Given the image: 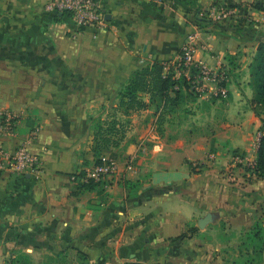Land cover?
Returning <instances> with one entry per match:
<instances>
[{
    "label": "crops",
    "instance_id": "0c3cea01",
    "mask_svg": "<svg viewBox=\"0 0 264 264\" xmlns=\"http://www.w3.org/2000/svg\"><path fill=\"white\" fill-rule=\"evenodd\" d=\"M53 1L0 0V111L19 115L16 136L3 143L14 147L37 129L29 147L43 165L39 174H0V264H20V253L46 264L48 254L65 249L84 253L86 264H237L222 233L264 223V179L250 172L246 181L225 184L215 167H203L211 149H220L209 147L215 141L256 159L262 118L251 103L249 65L260 36L233 25L255 20L263 28L264 11L254 6L264 0H98L105 25L79 32L49 8ZM204 11L214 20L202 18ZM191 39L195 62L229 75L241 70L245 82L225 83L224 98L189 101L184 92L197 115L168 114L162 128L176 129L167 135L155 132L153 107L129 118L119 113L131 122L123 154L135 155L142 169L131 193L116 179L88 188L71 181L94 165L90 128L98 102L140 67L175 59ZM215 109L221 118L211 116ZM211 124L208 136L202 125ZM189 125L197 130L185 133ZM125 174L138 172L118 177Z\"/></svg>",
    "mask_w": 264,
    "mask_h": 264
},
{
    "label": "trees",
    "instance_id": "16d2710c",
    "mask_svg": "<svg viewBox=\"0 0 264 264\" xmlns=\"http://www.w3.org/2000/svg\"><path fill=\"white\" fill-rule=\"evenodd\" d=\"M255 8L260 11H264V6L259 3H255ZM56 12V11H55ZM200 10L196 11L198 17ZM207 12V11H206ZM57 16L62 15L71 19L67 12H56ZM203 18V17H202ZM206 20V19H205ZM236 27L237 32L244 35L256 37L248 34L246 26L242 23L233 25ZM259 37V36H258ZM182 49L179 51L181 54ZM172 60L160 61L155 60L150 64L144 65L137 69L125 84L118 91L119 103L117 110L120 114L129 118V116L136 111L145 110L153 107L157 113V122L159 125V133H162V125L168 114H172L177 111V108L184 101L185 93L193 94L190 90L189 80L186 76L181 75L179 78L176 77L175 71L171 68L165 71V65ZM229 63L232 66H236L234 58H229ZM250 68V82L249 84L253 88V98L251 103L257 116L261 117L263 125L260 127L261 135L259 138V144L256 151V159L249 168L251 175L257 178L264 179V40L259 39V44L255 55L249 65ZM227 74L228 70L226 69ZM192 75H195L197 68L191 69ZM229 72H232L229 69ZM225 82H223V85ZM148 98V99H146ZM258 108L262 109L259 111ZM130 120H122L118 114H113L111 118L105 119L103 123L97 124L94 131L92 142L90 147L95 156L94 165L102 164L104 157V150L110 148L120 147L123 140L125 139L129 130ZM235 155L239 154L238 150H234ZM243 156V154H239ZM85 170L77 174V180L74 182L79 187L88 188L92 186H103L104 182L96 181H82V176ZM130 183L129 188L135 186L133 179H127ZM133 182V183H132ZM132 183V184H131ZM197 229L192 227L189 229L190 232H195ZM248 243L252 246V252H256L261 255L264 252V223L257 221L254 227L246 232ZM186 233L181 235L179 238H185ZM244 244V241H242ZM80 255L87 260L84 253L79 252ZM17 261L20 264H34L31 256L27 253H20L16 256ZM51 259V257H50ZM46 264H50L46 262ZM86 264V263H81Z\"/></svg>",
    "mask_w": 264,
    "mask_h": 264
},
{
    "label": "rangeland",
    "instance_id": "374dc122",
    "mask_svg": "<svg viewBox=\"0 0 264 264\" xmlns=\"http://www.w3.org/2000/svg\"><path fill=\"white\" fill-rule=\"evenodd\" d=\"M209 15H210V13L204 11L202 17L206 20H210V19L214 20L213 18H210ZM261 20H263V19H261ZM216 21H218V19ZM253 22H255V20L254 21L249 20L246 23V25L248 27L246 32L250 35L260 36L261 39L264 40V30H262V29H264V27L263 28H255L256 26L253 25ZM218 70L219 69H214L215 74L212 75L213 77H208V79L205 81V84H204L202 91H192L191 90L193 94L191 97L188 98L189 101L193 100V96H194V99H196V98L198 99L199 97H202L205 94H208L209 99L222 98L226 94V92L222 91V89L225 88L223 86V82H225L227 84V83L233 82V81L237 82L238 79L240 81L245 82V73L242 72L241 70L236 71L234 73L231 72L230 75L227 74V76L224 79L222 78V80L218 79V77H215ZM224 71L227 73L226 68L224 69ZM104 96H105L104 102L103 103L98 102V105H99L98 113L91 119L92 120V124H91V128H90L91 132H92L91 139H90L91 143H93L92 137H93V134H94V131L96 129L97 124L103 123V121L105 119L111 118L113 114H118V116H119V112L117 110V107L115 106V104L118 106V103H119L118 93L111 94V95H104ZM188 100L183 101L181 103V105L177 108V111L174 112L173 114H171V117H173L174 119H176V118L188 119V117H190V115H193V113H194L193 116L197 115V110L196 109L194 110V107H195L194 105L187 106V105H189ZM258 110L262 111V109H260V108H258ZM211 116L215 119L221 118V116H222L221 109H215L212 112ZM263 118H264V116H263ZM261 125H263V122H261ZM202 126H204L203 130L207 131L208 136H212L213 134H215V130H214L215 125L214 124H211L208 127H206L205 125H202ZM169 128H170V130H169ZM169 128H166V130H165V128H162L164 131L163 132L164 135H167V133H172L176 129V127H174V126L169 127ZM150 129H153V127H151ZM158 129L159 128L157 125V127L155 129L156 130L155 132L157 135H159ZM183 130L185 131V133H187V131L192 133L193 130H197V128H195V126L189 125L188 127H185ZM258 132L259 131H256L254 133L256 135V137L259 135ZM215 145H218V148H220V149H218V151L216 150L217 148H214V150L211 149L212 153H211V155H209V159L207 158V160L206 159L204 160V165H205V167H203L204 171L215 167L217 169V172L219 173V176L222 178V182L225 184L227 182L231 183L232 181H234L235 179H238V178H242V180H244V181L251 178L249 168L251 167L253 160H251V159L250 160H248V159L243 160L242 156L239 154H237L235 156V154L233 153V148L228 149L229 145L225 146L224 143H222L220 145L219 142L215 141V143L213 145L211 144L209 147L212 148ZM115 149H117V147L116 148H110L108 150L105 149L103 151L104 156L106 158L112 157V158L119 159V161L122 164H125L127 162V160H129V159H133L135 169L138 172V174L135 175L136 178H134L133 180L138 181L139 178L141 177L140 173H141L142 169H141L140 164L137 160V157L133 154L125 156L123 154V147L122 146L118 147V149L116 151H115ZM237 156L241 157V159H237ZM194 166L199 167L200 163L198 161H196ZM139 171H140V173H139ZM125 176H126V174H125ZM115 179H116L115 181L120 180V183L121 184L123 183L122 185L128 189L127 193H131V190L129 188L130 183L127 180L128 179L127 176H126V178L121 177V179H120L119 177H116ZM115 183H113V184H115ZM231 229H229L227 231H223L222 238H223V240H231L232 244H234L232 247H234L236 250L235 254H234V257H235L234 259H237V264H264V252L261 255H259L256 252H252V246L250 243H248L246 231L237 230L238 232H236V231L233 232L234 230H231ZM233 236L235 238H233ZM242 241H244V244H242ZM236 246H237V248H236ZM0 257H2V255H0ZM50 257H51V259H50ZM45 260H46V262H49L50 264H77L76 262H78V264H81L82 262L86 263V261H84L85 259L80 255V253H76L72 249H65V250H62L59 252H52L51 254L47 255V258ZM7 264H9V258L7 259Z\"/></svg>",
    "mask_w": 264,
    "mask_h": 264
},
{
    "label": "built area",
    "instance_id": "2783aa9c",
    "mask_svg": "<svg viewBox=\"0 0 264 264\" xmlns=\"http://www.w3.org/2000/svg\"><path fill=\"white\" fill-rule=\"evenodd\" d=\"M49 8L56 12H67L74 22L77 31L83 28H101L106 23V18L98 0H54L50 3ZM194 36H192L193 38ZM182 53L175 59L165 65V71L174 69L176 77L184 74L189 80L190 90L202 91L205 81L208 77H213L214 69L202 66L194 61L193 53L195 51V42L193 39L187 43ZM197 68L195 75H192L191 69ZM221 69V70H220ZM220 70V71H219ZM215 77L222 80L227 76L223 68H219ZM19 115L9 109L0 111V174H39L43 168L40 156L33 152L29 145L35 139L37 129L14 147H6L3 141L13 138L17 134ZM237 159L241 157L237 156ZM103 163L93 165L85 170L82 181L104 182L114 180L122 171L127 172L130 176L137 173L134 160L129 159L122 164L119 159L103 157ZM77 174L70 176L71 181L77 180Z\"/></svg>",
    "mask_w": 264,
    "mask_h": 264
},
{
    "label": "water",
    "instance_id": "95a60500",
    "mask_svg": "<svg viewBox=\"0 0 264 264\" xmlns=\"http://www.w3.org/2000/svg\"><path fill=\"white\" fill-rule=\"evenodd\" d=\"M210 219V215H208L205 219L201 221V226L203 227Z\"/></svg>",
    "mask_w": 264,
    "mask_h": 264
}]
</instances>
